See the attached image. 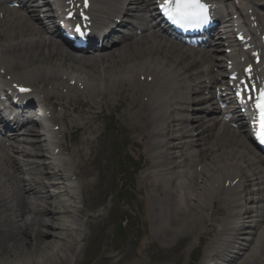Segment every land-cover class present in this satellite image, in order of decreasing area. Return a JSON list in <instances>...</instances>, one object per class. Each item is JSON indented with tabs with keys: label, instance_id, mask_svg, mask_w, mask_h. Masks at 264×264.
<instances>
[{
	"label": "bare ground",
	"instance_id": "bare-ground-1",
	"mask_svg": "<svg viewBox=\"0 0 264 264\" xmlns=\"http://www.w3.org/2000/svg\"><path fill=\"white\" fill-rule=\"evenodd\" d=\"M14 1L22 3L21 6L12 8L8 1L0 0V69L4 76L10 75L12 82L38 91L47 109L52 108L49 112L52 116L46 119L49 127L45 136L31 127L0 142V264H40L41 261L45 264L47 257L49 264H67L68 257L76 255L75 244L85 234L78 221L83 210L90 208L87 203L90 206L96 203L89 196L96 181H91L89 176L97 168L98 160L106 155L99 152L92 156L95 141L100 140L98 120L105 116L104 107L121 109L120 118L134 133L133 141L141 143L147 155V170L138 180V190L143 193V220L151 227L148 238L152 242H165L170 236L165 243L215 233L213 237L225 229L226 221L225 242L216 252L210 251L208 242L198 264H264V213L259 215L264 201L261 193L264 173L259 160L247 148L241 134L205 115L206 108L200 103L189 104L188 94L193 91L189 84L198 85L196 80L201 76H197L210 73L211 55L200 53L198 60L190 59L183 48L171 46L164 35L153 31L152 25L144 24L141 34L133 31L128 37L123 36L119 43H111L105 54L75 58L54 39L45 38V28L30 0ZM41 1L43 7L48 6L49 0ZM218 1L227 16L236 14L235 5L231 4L234 0ZM237 1L243 12L241 18L249 16L247 11H253L257 5L264 9V0ZM143 2L105 0L98 13H117L114 17L125 23L133 14L146 10L148 1L142 5ZM107 20L102 18L103 22ZM226 22L229 24L223 29L228 34L236 21L231 17ZM217 57L220 56H215L214 61ZM201 60L207 69L192 72ZM218 65L221 66L220 62ZM141 75L151 76L152 80L139 83ZM70 79L76 81V86L80 82L83 88L68 87ZM65 87L67 91L62 92ZM158 89H162L161 94L172 95L157 104L161 100L154 97ZM168 103L174 106L173 113L182 117H175L165 132L158 133L156 128L162 118L154 109L165 108ZM193 106L199 110L193 113L196 115L189 114ZM54 125H59L58 131L50 130ZM77 132H81V137ZM71 134L69 145L65 142ZM52 146L68 151L69 157L52 161L49 175L50 172H44L45 163L39 160L45 153L53 155L49 151ZM198 146L199 152H193L192 148ZM58 157L56 154L54 160ZM206 159L208 163L202 164L200 171H190L192 164L197 168ZM90 163H94V168ZM41 172L44 178L52 176V182H42L38 176ZM221 172L224 177L228 174L233 179H242L241 202L231 197L229 191L215 187ZM179 174L187 175L190 185L178 180ZM193 178L201 181L198 183ZM68 181L78 184V195L69 194ZM49 187L57 191L49 194ZM68 200L67 207L58 210V205L64 206ZM221 210L222 223L217 217ZM247 218L257 222L246 227ZM89 225L87 221L88 228ZM74 231L80 234L74 237ZM192 247L190 244L189 250ZM145 249L138 251L139 257ZM67 250L69 255L65 254ZM163 259L168 264H178L177 258L164 256Z\"/></svg>",
	"mask_w": 264,
	"mask_h": 264
},
{
	"label": "rangeland",
	"instance_id": "rangeland-1",
	"mask_svg": "<svg viewBox=\"0 0 264 264\" xmlns=\"http://www.w3.org/2000/svg\"><path fill=\"white\" fill-rule=\"evenodd\" d=\"M110 139L114 142L106 148ZM102 141L103 145L95 153L103 151L106 155L98 160L99 169L93 171L94 175L97 171L101 174L91 177L93 182L96 180V185L89 194L91 201L96 203L92 206L87 203L90 207L88 212H92L89 216L91 224L86 237L79 245L75 244V258L68 257L67 264H168L164 256L177 258L178 264H195L198 249L196 241L190 237L186 238V243L180 239L165 243L172 238L170 236L165 242L159 241L161 248L145 249L139 257L138 251L147 245L144 236L148 235L151 227L143 220L142 190L137 192L140 172H136V178L130 166L133 161L128 155L141 162L143 158L132 148L129 132L121 127L104 132ZM139 161H134V164ZM91 166L94 168V163H90ZM190 244L194 247L191 252ZM65 254L69 255V250ZM50 259L54 260L53 256ZM47 260L45 264H49L48 257Z\"/></svg>",
	"mask_w": 264,
	"mask_h": 264
},
{
	"label": "snow or ice",
	"instance_id": "snow-or-ice-1",
	"mask_svg": "<svg viewBox=\"0 0 264 264\" xmlns=\"http://www.w3.org/2000/svg\"><path fill=\"white\" fill-rule=\"evenodd\" d=\"M86 6L87 0H85ZM160 7L169 19L180 26L200 27L208 22V5L203 0H163ZM68 15L71 17L72 13L69 12ZM76 31L80 35H84L80 25H76ZM245 71H251V68ZM241 84L243 89L242 91H237L236 95L243 98V91H249V89L243 82ZM21 91H27V89H21ZM248 99H255L256 101L253 105L256 110L253 122L258 126L257 137L261 143H264V88L259 89V94L256 97L249 95Z\"/></svg>",
	"mask_w": 264,
	"mask_h": 264
}]
</instances>
